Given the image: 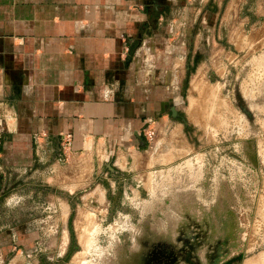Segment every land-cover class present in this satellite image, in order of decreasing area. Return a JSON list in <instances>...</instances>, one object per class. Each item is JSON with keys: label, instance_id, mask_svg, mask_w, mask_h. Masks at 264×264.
<instances>
[{"label": "rangeland", "instance_id": "rangeland-1", "mask_svg": "<svg viewBox=\"0 0 264 264\" xmlns=\"http://www.w3.org/2000/svg\"><path fill=\"white\" fill-rule=\"evenodd\" d=\"M204 20L182 26L181 103L150 120L132 168L70 192L0 185V244L15 245L0 264L29 245L27 264H264V12Z\"/></svg>", "mask_w": 264, "mask_h": 264}, {"label": "crops", "instance_id": "crops-1", "mask_svg": "<svg viewBox=\"0 0 264 264\" xmlns=\"http://www.w3.org/2000/svg\"><path fill=\"white\" fill-rule=\"evenodd\" d=\"M199 12L243 26L264 0H0V185L70 192L132 168L143 126L181 103L195 57L182 26ZM13 248L0 244V263Z\"/></svg>", "mask_w": 264, "mask_h": 264}, {"label": "built area", "instance_id": "built-area-1", "mask_svg": "<svg viewBox=\"0 0 264 264\" xmlns=\"http://www.w3.org/2000/svg\"><path fill=\"white\" fill-rule=\"evenodd\" d=\"M151 123L153 124L154 121H152V122L151 121H148L145 124V126H143V128L141 129L142 135L144 137H146L147 139L151 138L152 134L154 133L153 132L154 131V128H151V127H153V125L150 126ZM67 143H68V140L66 139L64 142H62V147H64L65 145H67Z\"/></svg>", "mask_w": 264, "mask_h": 264}, {"label": "water", "instance_id": "water-1", "mask_svg": "<svg viewBox=\"0 0 264 264\" xmlns=\"http://www.w3.org/2000/svg\"><path fill=\"white\" fill-rule=\"evenodd\" d=\"M170 110H171V114H172V115H175V114H176V110H175L174 107H171Z\"/></svg>", "mask_w": 264, "mask_h": 264}, {"label": "bare ground", "instance_id": "bare-ground-1", "mask_svg": "<svg viewBox=\"0 0 264 264\" xmlns=\"http://www.w3.org/2000/svg\"><path fill=\"white\" fill-rule=\"evenodd\" d=\"M158 187H160V186H158ZM81 217V216H80ZM84 217V216H83ZM183 226V223H181L180 225H179V227H182ZM80 227V226H79ZM83 229V228H82ZM82 258V257H81ZM245 263V262H244ZM246 264H248V263H246ZM249 264H257V263H251V262H249Z\"/></svg>", "mask_w": 264, "mask_h": 264}]
</instances>
